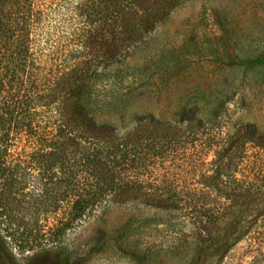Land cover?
<instances>
[{"label": "trees", "instance_id": "trees-1", "mask_svg": "<svg viewBox=\"0 0 264 264\" xmlns=\"http://www.w3.org/2000/svg\"><path fill=\"white\" fill-rule=\"evenodd\" d=\"M189 1L0 0V219H62L65 208L77 220L136 202L192 219L193 264L244 239L264 249V132H225L219 111L205 122L198 106L138 116L122 134L100 120V73ZM247 62L264 66V53Z\"/></svg>", "mask_w": 264, "mask_h": 264}, {"label": "rangeland", "instance_id": "rangeland-1", "mask_svg": "<svg viewBox=\"0 0 264 264\" xmlns=\"http://www.w3.org/2000/svg\"><path fill=\"white\" fill-rule=\"evenodd\" d=\"M264 0H190L132 57L100 73L101 119L122 134L138 116L172 120L184 106L225 132L253 124L264 132ZM108 205V204H107ZM0 219L5 264H193L195 225L182 210L111 203L85 219ZM32 229L30 232L29 229ZM25 238L47 245L22 246ZM260 241V240H259ZM258 241L244 239L206 264H264ZM264 247V239L260 241ZM256 249V250H255Z\"/></svg>", "mask_w": 264, "mask_h": 264}]
</instances>
